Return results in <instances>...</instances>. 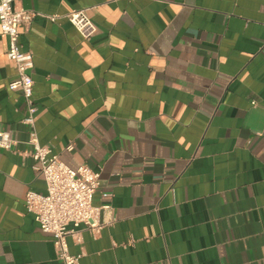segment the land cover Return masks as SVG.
<instances>
[{
    "label": "crops",
    "instance_id": "0c3cea01",
    "mask_svg": "<svg viewBox=\"0 0 264 264\" xmlns=\"http://www.w3.org/2000/svg\"><path fill=\"white\" fill-rule=\"evenodd\" d=\"M35 128L100 173L111 221L68 238L79 264H264V0H17ZM85 10L86 40L68 15ZM55 17V21L51 18ZM0 30V264H59L25 207L45 193ZM72 145L73 149L68 150Z\"/></svg>",
    "mask_w": 264,
    "mask_h": 264
},
{
    "label": "built area",
    "instance_id": "2783aa9c",
    "mask_svg": "<svg viewBox=\"0 0 264 264\" xmlns=\"http://www.w3.org/2000/svg\"><path fill=\"white\" fill-rule=\"evenodd\" d=\"M17 0H0V30L8 37L9 48L6 56L16 66L17 76L10 82L9 90L20 93L25 99L27 116L24 123L30 127L29 144L33 150L29 155L36 162L45 181L46 192L29 191L25 198L27 212L34 215L41 231L53 237L59 264H79L81 255L70 252L69 237L76 235V228L84 226L98 234L111 221H103L102 214L110 206H95L94 195L100 186V173L87 165L77 169L69 167L48 146L40 143L35 128L38 107L34 101L35 82L32 77L34 56L24 51L20 41V26L29 25L34 17L32 12L16 8ZM55 21V17L51 18ZM69 22L86 40L98 31L96 24L85 10H74L68 15ZM15 141L11 132L0 131V148L11 150ZM68 150L73 146L69 145Z\"/></svg>",
    "mask_w": 264,
    "mask_h": 264
}]
</instances>
